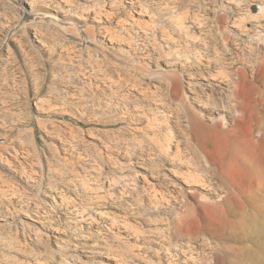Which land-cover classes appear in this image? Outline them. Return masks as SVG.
I'll use <instances>...</instances> for the list:
<instances>
[{"label": "rangeland", "instance_id": "rangeland-1", "mask_svg": "<svg viewBox=\"0 0 264 264\" xmlns=\"http://www.w3.org/2000/svg\"><path fill=\"white\" fill-rule=\"evenodd\" d=\"M262 1L0 0V264H109L139 253L137 264H166V248L179 264H264ZM238 55L248 67L245 110H218L225 116L209 129L188 82L202 81L210 60ZM199 86L204 100L225 104L226 90ZM152 117L186 155L192 117L215 161L221 140L260 136L259 175L235 162L226 192L180 220L188 209L172 183L195 199L159 155ZM225 120L232 136L220 130ZM199 158L198 173L221 188ZM225 200L236 203L230 218L218 205Z\"/></svg>", "mask_w": 264, "mask_h": 264}, {"label": "bare ground", "instance_id": "bare-ground-1", "mask_svg": "<svg viewBox=\"0 0 264 264\" xmlns=\"http://www.w3.org/2000/svg\"><path fill=\"white\" fill-rule=\"evenodd\" d=\"M257 9H258V12L261 13L260 14L261 16L264 15V3H260L259 5H257ZM261 16H260V18H261ZM179 19H180L181 25L185 26L184 25L185 22H183L184 19L182 17H179ZM256 19H259V18H256ZM238 22H240V21H238ZM238 22H237V24H238ZM261 24H263V23L260 22V26H261ZM197 55L199 57L198 61H200V63H202L201 62L202 54L199 53ZM238 56H237L238 57L237 60L234 63L231 62V64L228 62L226 63L225 61L222 62L219 59H217L215 61L210 60L208 65H207V67L209 68L208 75L205 77L203 76L202 78L199 79V80L202 79V81L198 82V81L191 80L188 82V85L190 86V88H189V86H188V88L191 91V93H193V95L195 96L193 99H197L198 104L200 105L202 112L204 113L206 119H208L211 122V124L208 125L209 129L217 130L216 128H218L220 123L218 122V120L216 118L218 115H220V114L222 115V113L219 112L218 110L223 111V112H227L224 109V107H227V110L229 108L230 111H233L234 114H236V115L238 112L243 113L242 112L244 109L243 90H244V86L247 83V79H248V70H247L248 67H247L246 63L242 61V57L240 55H238ZM189 61H191V60L189 59L186 62H189ZM193 68H194V66H193ZM202 82H203V85H205L206 87H212L215 85V86H218L219 88H221L222 90H226L225 96L224 97L221 96V102L225 103L223 106H219L218 102L213 101L212 99L210 100V99L206 98L204 100V98L202 97L203 94L201 95L200 92H198V88H200V86L197 87V84H199V83L202 84ZM177 85L179 86L180 84L178 83ZM201 88H203V87L201 86ZM213 111H214V113H213ZM240 113H238L239 117H242L243 114H240ZM223 114L224 115H222V116L224 118L225 113H223ZM194 116L196 117V114H194ZM192 117H193V114H192ZM192 117H191V119H193ZM191 119L189 121L190 129H189L188 134L191 133L193 137L191 140L188 139L186 144H185V145H187L188 151H190L189 155H186L184 153V148L182 147V144L180 142H178V140L176 139V136L174 135L172 130H167L166 132H163L161 134H159L155 131V128L161 127V125L163 124V122H162L163 120L161 121L160 119H157V117H154V118L152 117V118L148 119V128L154 132L152 138H153V141L155 142V144L158 148L159 155L162 158L168 160V162L172 166V169H171L172 176L175 177L176 180L180 181V183L185 185L187 187V189L189 191L188 193H190V196L192 197V199H195L194 202H188V201L186 202V198L188 196L186 189H184L183 187H180V185H178V184H175V182L172 183L173 189H172V191H170L172 198L175 201L181 200V201L185 202L183 207L180 208L181 210L183 208L188 209L187 213L183 212V211L177 212L176 216L180 220H183V219L188 218V217L192 218V216L193 217L196 216L197 214H199L198 211H199L200 206L208 205V202L211 201V199H213L214 197H220L221 192L225 190L223 188L226 186L227 180L230 176L229 172H232L231 169L234 168L235 162L239 163V165H241V166L251 168L258 175L260 173L259 163L261 160H260V156H259L258 150H257V148L259 147L260 136H259V138H256L255 140H252V141L250 139L246 143L242 142V141H238L237 139H230V138L229 139L226 138L224 140H221V143H220L221 145L219 147L220 151H219V155H218V158H219V156H220V158L218 159V161H215L214 159L211 158L209 152L205 150V147H203L199 143L200 137L198 135L197 129H199L201 127V124L196 122V120L192 121ZM165 122L166 121H164V123ZM232 123L233 122H227L225 120L224 124H228V126H226L223 129H220L221 132L227 133V134H229V136L230 135L232 136V134L234 132L233 127H231L232 125L234 126V124H232ZM254 144H255V146L253 147ZM207 145H209V144H207ZM202 152L204 153V156H205V159L202 162H204V164L206 166L210 165V166H207L206 169L204 168L203 170L205 172L207 171L208 173L209 172H213V173L216 172L217 174H219V178L222 182L221 188L219 187L220 189L215 188L211 182L209 183V181H211V180L208 179L207 180L208 182H206V179H203V177L198 173L199 168L203 167L202 163L200 164L201 160L199 158V154L201 155ZM222 153H223V155H222ZM224 162H226V164H224ZM219 163H221V166L218 167ZM205 172H204V174H205ZM213 178H214V176H213ZM82 183H83L84 187L88 190L95 191L97 189L95 187V185H93L92 183H90V181H88L86 179L83 180ZM230 185H231V183H230ZM230 185H228V186H230ZM197 188H200L202 192H197L198 191ZM151 189H152L153 197L157 199V200L155 199L157 201V203H160V202L163 203L164 200L166 199L165 197L167 196L166 193L164 194L163 192H161V193H163V194H161L159 192V189H157V187L155 185H152ZM225 192H226V190H225ZM160 194H161V197H160L161 200L159 199ZM236 197H237V194H236ZM221 198H222V196H221ZM230 199H233L232 196ZM215 204H218V203L215 202ZM235 204L236 203L234 201L232 202L231 200L230 201L225 200V201L219 202L218 205L220 206V210L222 209L223 216L229 217L230 215H233L234 208L236 207ZM177 206H178V204H177ZM166 250H167L166 251L167 254H169L168 256L171 259L174 256V259H172V260H169L170 258L168 257L169 261L165 260L166 264H173L172 261L176 260V258H175L176 254L174 255V254H172L173 252L172 253L170 252L171 248L170 249L166 248ZM187 251H189V250H187ZM140 254H142V253H139L136 255L133 254V255L138 257V259L144 260V257L142 258L141 256H139ZM131 255L132 254H130V257L128 256L127 259H123V260H120L119 258H114V260L109 264H137L138 262H141V260L138 261V259H136L135 256H131ZM157 255H158L159 260L162 259L159 257L161 255L159 252L157 253ZM192 255L193 254H191V257H192ZM166 257H167V255H166ZM188 257H190V256H188ZM191 257H190V259L193 260V257L192 258ZM178 259H179V257H178ZM177 260H176V262H177ZM147 261L149 263L153 262L152 260H147ZM163 263H164V261H163Z\"/></svg>", "mask_w": 264, "mask_h": 264}]
</instances>
